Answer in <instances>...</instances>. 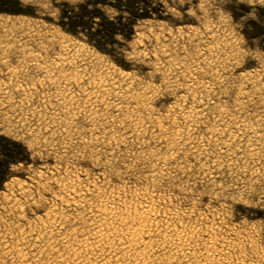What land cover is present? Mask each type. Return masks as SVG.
<instances>
[{"label": "snow or ice", "instance_id": "1", "mask_svg": "<svg viewBox=\"0 0 264 264\" xmlns=\"http://www.w3.org/2000/svg\"><path fill=\"white\" fill-rule=\"evenodd\" d=\"M10 3L24 15L36 16L46 14L55 0ZM107 3L73 0L56 5L61 22L68 18L62 32L21 31L0 43V177L15 174L10 166L27 159V141L34 140L37 129H47L43 135H48L57 125V143L64 141L72 157L69 164L79 163L92 173L102 166L115 178L110 168L120 165L112 152L134 161L150 146L157 152L149 164L157 156L175 153L168 167L181 182L207 175L196 171L201 162L214 169L229 164L235 168L247 160V167L259 164L264 175V103H257V93L251 92L256 71L264 77V0H192L191 16L169 15L171 31L164 26L158 37L141 36L137 30L135 39L124 13L134 17L143 5L150 15L148 8L156 11L162 5L117 0L97 8ZM187 7L180 12L186 13ZM218 26L228 30L227 44ZM17 120L23 126L6 133L7 125ZM144 139L148 146L141 149ZM38 148L35 144L32 151ZM98 156H107L111 163ZM176 166L183 167V177ZM95 195L93 188L89 198ZM4 247L10 248L7 241Z\"/></svg>", "mask_w": 264, "mask_h": 264}, {"label": "rangeland", "instance_id": "2", "mask_svg": "<svg viewBox=\"0 0 264 264\" xmlns=\"http://www.w3.org/2000/svg\"><path fill=\"white\" fill-rule=\"evenodd\" d=\"M72 2L73 0H55V4L46 14L40 12L36 16H26L14 8L10 0H0V43L5 42L8 36L15 38L21 31H36L39 34V30L43 28L52 29L53 35L62 32L61 25H67L68 18L65 16L61 22L62 12L56 5ZM116 3L117 0H108L107 4H99L97 8L105 9ZM152 4L162 7L156 11L148 8L150 15H146L142 9L136 12L134 17L130 13H124V23L130 24L133 39L137 30L141 36L153 33L159 37V29L164 26L171 31L168 19L170 14L191 16L194 11L191 7L192 0H171V3L168 0H152ZM186 4V13H181L180 8ZM88 7L89 11L93 10L91 5ZM138 7L144 8L143 5ZM141 15L146 17L141 18ZM135 17H138V20L132 23ZM153 25L156 27L153 28ZM179 27L177 25V28ZM145 28L147 31H144ZM218 31L221 33L220 39L227 44L228 30L218 26ZM88 47L91 49V46ZM98 55L102 56L104 53ZM262 79L264 77L257 70L251 84V92L257 93L253 97L257 103H264V95L261 94L264 93ZM257 111L259 112V109ZM7 115L12 119L11 113ZM17 125L23 126V121L17 120L16 124L7 125L5 132L16 133ZM46 130L37 129L34 140L27 141V159L21 160L19 166H10L15 174L0 177V231L6 230L8 233L7 237L0 235V264H94L97 260L95 264H264V175L261 174L259 164L254 168L247 167L246 160L245 165H237L235 168L229 164L226 168L216 166L212 169L201 162L196 171L199 174L203 170L207 175L188 177L181 182L176 178L174 169L168 167L167 160L175 153L157 156V159L149 164L147 161L157 152V149L149 146L147 152L139 151L134 161H125L117 156L116 152H112L110 155L115 157L120 165L110 168V171L115 172L113 178L102 166L92 173L79 163L70 165L72 157L66 153L64 141L57 143L59 125L49 131L48 135H43ZM27 131L31 132L32 129ZM20 135L24 133L21 132ZM35 144H39V148L32 151ZM144 146H148L147 139L141 141V149ZM253 151L259 155L255 146ZM160 152L163 153V149H160ZM124 156H128L126 151ZM96 159H102L105 164L111 163L107 156H98ZM70 167L72 171H69ZM176 167H179L183 177V167ZM165 175L168 176L167 181L163 179ZM194 180H200L201 183L197 184ZM188 185L191 186L186 187ZM93 188L96 189L97 195L89 198ZM41 201H46L48 206L44 207ZM102 203L115 206L123 215L129 212L132 215L139 211L142 205L152 204L153 209H156L153 210V216L147 217V227L150 230L144 234L146 244L142 242L143 246L140 245L139 249L132 252L124 249L119 256L113 255L114 248L105 245L103 248L94 244L90 236L93 237L97 229L95 227L100 222L98 211ZM143 206L140 211L145 208ZM9 214L11 219H7ZM115 224L111 223L113 227ZM176 230L178 233L174 234ZM111 231L109 232L112 233ZM86 237L89 238V250H83L82 247L81 250L79 244ZM5 241L10 248L4 247ZM114 242L118 244V240L114 239ZM91 246L95 248L92 249ZM76 250L81 251L77 253ZM65 256H68L67 260ZM106 256H109V259H105Z\"/></svg>", "mask_w": 264, "mask_h": 264}, {"label": "bare ground", "instance_id": "3", "mask_svg": "<svg viewBox=\"0 0 264 264\" xmlns=\"http://www.w3.org/2000/svg\"><path fill=\"white\" fill-rule=\"evenodd\" d=\"M168 161V160H167ZM166 166V165H165ZM170 172V171H169ZM80 182V181H79ZM91 188V187H90ZM103 189V188H102ZM89 190H91V189H89ZM88 190V191H89ZM126 191V190H125ZM106 192V191H105ZM142 192V191H141ZM120 193V192H119ZM118 193V194H119ZM85 194V193H84ZM88 195V194H87ZM97 195V194H96ZM154 195V194H153ZM152 195V196H153ZM84 197V196H83ZM99 197V196H98ZM137 197V196H136ZM147 197V196H146ZM85 198H87V197H85ZM127 198V197H126ZM128 199V198H127ZM147 199V198H146ZM140 200H142V199H140ZM161 200V199H160ZM108 202L110 201V200H107ZM89 202V201H88ZM98 202V201H97ZM138 202V201H137ZM153 202V201H152ZM106 203V202H105ZM101 204L100 206H99V211L98 212H100V214H99V216L98 217H100V222L97 224V226L95 227V228H97L96 229V231L93 233V237L92 236H90L92 239H93V242H94V244L96 243L97 244V246L99 247H103L104 248V245H105V247L106 246H109V247H111V249H113L112 251L114 252V254L113 255H116V256H119V255H121V253H123L122 251L124 250V249H126V250H128V251H130V252H132V250H136L137 248L139 249L140 248V245L142 244V242L143 243H145L146 244V242H144L145 241V239H144V234H146V232H148L150 229H148V227H147V222L149 223V219H147V217H151V216H153L152 214H154L153 213V210H155L156 208L154 207V209H153V206H151V205H146V206H143V207H145V208H142V210L140 211V209H141V207H140V209H138L139 211H136L135 213H132V215H131V212H129V213H125L124 215L121 213L120 214V212H118L115 208V206H112V205H108V204ZM158 203V202H157ZM148 204V203H147ZM90 205V204H89ZM95 205V204H94ZM129 205V204H128ZM91 206V205H90ZM96 206V205H95ZM159 206V205H158ZM167 206V205H166ZM97 208H98V206H96ZM165 207V206H164ZM93 208V207H92ZM124 209V208H123ZM159 209V208H158ZM161 209V208H160ZM121 210V209H120ZM119 210V211H120ZM172 210V209H171ZM93 212H94V210H93ZM92 212V213H93ZM96 212V211H95ZM94 212V213H95ZM133 212V211H132ZM186 212V211H185ZM87 213H89V212H87ZM91 213V214H92ZM176 213V212H175ZM96 214H97V212H96ZM191 214H192V212H191ZM190 214V215H191ZM119 215V216H118ZM156 215V214H155ZM93 216H95V215H93ZM121 216V217H120ZM166 216V215H165ZM164 216V217H165ZM159 217V216H158ZM97 218V217H96ZM155 218V217H154ZM174 218V217H173ZM94 220H95V218H93ZM115 219H116V221H115ZM54 220H56V219H54ZM62 220V219H61ZM88 220V219H87ZM97 220V219H96ZM152 220V219H151ZM85 221V220H84ZM113 221V222H112ZM54 222V221H53ZM97 222V221H96ZM156 222V221H155ZM182 222V221H181ZM180 222V223H181ZM92 223V222H91ZM111 223L112 224H114V223H116V224H118L119 226H116V224L114 225V227L111 225ZM154 223V222H153ZM157 223V222H156ZM171 223V222H170ZM183 223V222H182ZM50 224H52V223H50ZM62 224V223H61ZM85 224V223H84ZM96 224V223H95ZM152 224V223H151ZM175 224V223H174ZM92 225H93V223H92ZM49 226V225H48ZM87 226V225H86ZM85 226V227H86ZM94 227V226H93ZM147 227V228H146ZM155 227V226H154ZM198 227V226H197ZM203 227V226H202ZM169 228V227H168ZM177 228V227H176ZM207 228V227H206ZM91 229H92V227H91ZM94 229V228H93ZM92 229V230H93ZM112 231H111V230ZM187 229V228H186ZM78 230V229H77ZM76 230V231H77ZM167 230V229H166ZM169 230V229H168ZM183 230V229H182ZM197 230V229H196ZM73 231V230H72ZM88 231H90V229L88 230ZM109 231H111L112 233H110ZM124 231H127L126 233H124ZM165 231V230H164ZM174 231V230H173ZM177 231V230H176ZM92 232V231H91ZM169 232H171V230L169 231ZM189 232V231H188ZM203 232V231H202ZM214 232V231H213ZM86 233H88V232H86ZM174 233V232H173ZM176 233H178V231L177 232H175L174 234H176ZM215 233V232H214ZM91 234V233H90ZM89 234V235H90ZM200 234V233H199ZM162 235V234H161ZM182 235V234H181ZM194 235V234H193ZM213 235V234H212ZM216 235V234H215ZM84 236V235H83ZM86 236H88V235H86ZM153 236V235H152ZM177 236V235H176ZM183 236V235H182ZM156 237H158V236H156ZM83 239V238H82ZM87 239L89 240V238H85V240L84 241H82V243L81 244H79L80 245V249H81V247H82V249L83 250H89V248H88V246L90 247V243L88 244L87 242ZM114 239H115V241L116 240H118V244H116L117 242H114ZM157 239V238H156ZM164 239H166V238H164ZM170 239V238H169ZM198 239V238H197ZM91 240V239H90ZM149 240V239H148ZM180 240V239H179ZM183 240V239H182ZM187 240V239H186ZM191 240H192V238H191ZM195 241V240H194ZM92 242V241H91ZM180 242H181V240H180ZM212 242V241H211ZM214 242V241H213ZM220 242V241H219ZM58 243V242H57ZM65 243V242H64ZM63 243V244H64ZM68 243V242H67ZM78 244V243H77ZM93 244V243H92ZM65 245V244H64ZM68 245V244H67ZM151 245H152V243H151ZM178 245H180V243L178 244ZM177 245V246H178ZM66 246V245H65ZM64 246V247H65ZM93 246V245H92ZM92 246H91V248H92ZM143 245H141V247H142ZM153 246V245H152ZM166 246V245H165ZM181 246V245H180ZM189 246V245H188ZM194 246V245H193ZM71 247V246H70ZM69 247V248H70ZM78 247V246H77ZM150 247V246H149ZM176 247V246H175ZM183 247V246H182ZM65 248H67V247H65ZM90 248V249H91ZM95 248V247H94ZM94 248H92V249H94ZM102 248V249H103ZM108 248V247H107ZM144 248V247H143ZM151 248V247H150ZM153 248V247H152ZM177 248V247H176ZM189 248V247H188ZM219 248V247H218ZM81 249V250H82ZM145 249V248H144ZM179 249H180V247H179ZM206 249V248H205ZM80 250V251H81ZM109 250V249H108ZM166 250V249H165ZM177 250H178V248H177ZM181 250V249H180ZM200 250V249H199ZM72 251V250H71ZM77 251V250H76ZM79 251V250H78ZM78 251H77V253H78ZM79 251V252H80ZM92 251V250H91ZM104 251H106V249L104 250ZM133 251V252H134ZM140 251H141V249H140ZM183 251H184V249H183ZM188 251H189V249H188ZM194 251H197V250H194ZM69 252V251H68ZM87 252V251H86ZM111 252V251H110ZM109 252V253H110ZM127 252V251H126ZM130 252H128L129 253V255H131L130 254ZM139 252V251H138ZM142 252V251H141ZM140 252V253H141ZM151 252V251H150ZM182 252V251H181ZM185 252V251H184ZM217 252H219V251H217ZM62 253V252H61ZM72 253V252H71ZM88 253H90V252H88ZM93 253V252H92ZM95 253H97V251L95 252ZM127 253V254H128ZM146 253V252H145ZM148 253V252H147ZM146 253V254H147ZM68 254V253H67ZM75 254V253H74ZM82 254H84V252H82ZM110 254H112V253H110ZM109 254V255H110ZM135 254V253H134ZM149 254V253H148ZM147 254V255H148ZM171 254V253H170ZM175 254V253H174ZM79 255V254H78ZM97 255V254H96ZM99 255L100 254H98V259L100 258L99 257ZM126 255V254H125ZM132 255H133V253H132ZM188 255V254H187ZM60 256V255H59ZM93 256H95L94 254H93ZM123 256V255H122ZM128 256V255H127ZM150 256H152V255H150ZM184 255H182V257H183ZM66 257V256H65ZM68 257V256H67ZM67 257H66V260H67ZM86 257V256H85ZM130 258H131V256H129ZM140 257V256H139ZM143 257V256H142ZM181 257V256H180ZM190 257V256H189ZM188 257V258H189ZM223 257V256H222ZM225 257V256H224ZM97 258V257H96ZM95 258V259H96ZM105 259L107 258V256L106 257H104ZM121 258V257H120ZM128 258V257H127ZM147 258V257H146ZM145 258V259H146ZM156 258V257H155ZM154 258V259H155ZM193 258V257H192ZM207 258H209V257H207ZM206 258V259H207ZM220 258V257H219ZM65 259V258H64ZM84 259V258H83ZM87 259V258H86ZM94 259V260H95ZM107 259H109V256H108V258ZM114 259V258H113ZM141 259V258H140ZM145 259H144V261H145ZM191 259V258H190ZM196 259V258H195ZM125 260H126V257H125ZM132 260H136L135 258L133 259L132 258ZM142 260V259H141ZM149 260V259H148ZM73 261V260H72ZM98 261V260H97ZM96 261V262H97ZM117 261V260H116ZM183 261H185V260H183ZM61 262V261H60ZM63 262V261H62ZM95 262V263H96ZM128 262H129V260H128ZM137 262V261H136ZM180 262V261H179ZM94 263V264H95ZM125 263V262H124ZM134 263V262H133ZM142 263V262H141ZM201 263V262H200ZM68 264V263H67ZM71 264V263H70ZM138 264H139V262H138ZM152 264V263H151ZM206 264V263H205ZM220 264V263H219Z\"/></svg>", "mask_w": 264, "mask_h": 264}, {"label": "trees", "instance_id": "4", "mask_svg": "<svg viewBox=\"0 0 264 264\" xmlns=\"http://www.w3.org/2000/svg\"><path fill=\"white\" fill-rule=\"evenodd\" d=\"M139 9L141 10L142 9V11H144L143 10V7H139ZM142 16V17H141ZM141 16H139V17H141V18H144V17H146V15H141ZM138 20V17H135V21H137Z\"/></svg>", "mask_w": 264, "mask_h": 264}]
</instances>
